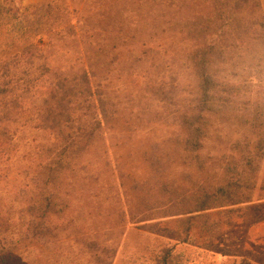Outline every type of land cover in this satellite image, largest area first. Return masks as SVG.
I'll return each mask as SVG.
<instances>
[{
	"label": "trees",
	"instance_id": "trees-1",
	"mask_svg": "<svg viewBox=\"0 0 264 264\" xmlns=\"http://www.w3.org/2000/svg\"><path fill=\"white\" fill-rule=\"evenodd\" d=\"M259 7V0H0V191L14 173L30 188L19 201L0 192V264H31L21 248L92 218L90 203L104 187H118L130 202L135 194L152 200L149 212L161 218L222 210L246 219L264 202L261 134L259 153L240 142L239 156L222 157L211 185L195 178L181 192L165 178L177 161L202 176L212 170L215 161L200 153L215 106L263 130L264 104L237 105L241 89L225 77L238 63L264 60ZM161 175V198L138 193ZM131 213L132 223L159 219L146 209ZM257 242L254 259L264 264V237ZM160 264H169L168 253Z\"/></svg>",
	"mask_w": 264,
	"mask_h": 264
},
{
	"label": "rangeland",
	"instance_id": "rangeland-1",
	"mask_svg": "<svg viewBox=\"0 0 264 264\" xmlns=\"http://www.w3.org/2000/svg\"><path fill=\"white\" fill-rule=\"evenodd\" d=\"M36 1L39 0H24V4L30 5ZM259 3L256 13H261L264 17V0H259ZM238 65L230 68L234 71L225 74L231 86L241 89L235 92L237 95L233 100L237 105L246 104L249 100L264 104V60L256 65ZM193 97L196 105L198 91H194ZM195 110L198 112V107ZM239 117L234 109L227 112L216 106L212 108L207 115L206 139L200 154L215 161L213 171L207 167L208 172L202 176L195 167L186 169L177 161L175 167L166 170L168 176H165L175 183V189L187 191L189 181L193 182L195 178L204 179L208 185L215 183L221 177L222 157H238L242 151L238 147L240 142L251 141L249 151L259 153L256 142L260 134L264 135V128L262 131H254L252 126L245 122L242 124ZM160 133L162 137L168 135L167 130H161ZM133 146L138 148L137 143ZM261 170L264 172V163ZM141 175L142 178L147 175L145 181H149L148 170ZM163 178V175L155 178L152 182L153 189L150 190V184H146L138 193H151L154 199L161 198ZM3 188L0 192L6 199L12 197L19 201L22 196L30 193V188L25 186L24 179L17 173L10 176L9 184ZM100 194L99 203H90L89 210L94 214L92 218L80 216V221L74 228L59 232L45 244L37 241L30 248L22 247L20 254L31 264H99L98 261L102 260V264H160L166 253L169 254V264H257L254 249H258L260 245L257 240L264 237V223L257 225L256 222L264 218V202L252 205L250 211L246 212V219L240 214L222 210L205 213L202 218L197 214L192 215L194 217L180 215L161 218L163 213L154 210L149 212L156 206L152 200L147 204L135 194L133 201H127L123 191L115 186L102 188ZM144 209L147 210V215L156 214L152 218L159 219L132 223L131 212H143ZM220 212L224 214H219ZM252 222H255L253 226ZM230 223L236 225L232 233L227 229ZM151 225L159 226L155 231L149 228ZM3 240V236H0V244ZM244 243L248 245L242 252ZM90 244L94 246L93 259L88 248Z\"/></svg>",
	"mask_w": 264,
	"mask_h": 264
}]
</instances>
